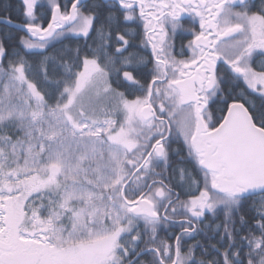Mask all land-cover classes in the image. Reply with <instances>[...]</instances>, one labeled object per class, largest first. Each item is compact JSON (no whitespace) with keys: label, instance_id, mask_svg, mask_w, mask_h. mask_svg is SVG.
<instances>
[{"label":"snow or ice","instance_id":"obj_1","mask_svg":"<svg viewBox=\"0 0 264 264\" xmlns=\"http://www.w3.org/2000/svg\"><path fill=\"white\" fill-rule=\"evenodd\" d=\"M0 264H264V0H0Z\"/></svg>","mask_w":264,"mask_h":264}]
</instances>
